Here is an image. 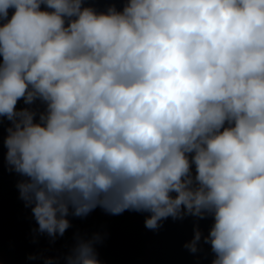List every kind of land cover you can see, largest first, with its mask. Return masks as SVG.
Returning <instances> with one entry per match:
<instances>
[{"label":"clouds","instance_id":"obj_1","mask_svg":"<svg viewBox=\"0 0 264 264\" xmlns=\"http://www.w3.org/2000/svg\"><path fill=\"white\" fill-rule=\"evenodd\" d=\"M4 119L39 233L97 207L151 230L211 217L185 247L264 264V0H0ZM100 239L78 236L66 264H101Z\"/></svg>","mask_w":264,"mask_h":264}]
</instances>
